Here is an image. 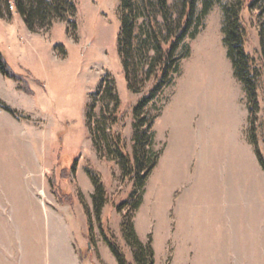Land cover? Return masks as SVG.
<instances>
[{
  "label": "rangeland",
  "instance_id": "rangeland-1",
  "mask_svg": "<svg viewBox=\"0 0 264 264\" xmlns=\"http://www.w3.org/2000/svg\"><path fill=\"white\" fill-rule=\"evenodd\" d=\"M75 1L74 25L59 21L31 32L14 11L0 17V50L34 92L26 93L20 82L0 72V103L18 113L15 117L0 106V264H118L102 229L115 238L127 264H136L122 230L130 217L139 240L151 244L155 264H264V171L251 141L255 133L264 156V60L258 32L264 17L255 9L242 13L245 49L259 72L254 132L246 92L223 42L222 6L215 4L197 36L185 39L190 53L181 61L174 84L141 112V118L153 122L151 129L146 125L142 130L148 136L155 133L153 150L160 157L142 205L132 212L140 194L137 190L130 198L135 178L125 179L112 154L96 149L93 137L98 141L100 124L107 135H120L132 154L133 109L154 84L143 86L138 59L130 72L139 92L128 89L117 49L122 0ZM169 4L177 18L180 1ZM151 12L163 30L153 0ZM146 18L138 19V25ZM183 52L181 48L178 54ZM110 79L122 100L112 127L105 125L103 115L106 105V116L111 115L109 99L94 96ZM89 172L107 190L99 219ZM209 183L217 188L214 210L208 205L212 198L206 197ZM58 193L65 203L58 201ZM122 203L127 205L119 211ZM230 208L238 210L236 231ZM214 215L224 234L208 233Z\"/></svg>",
  "mask_w": 264,
  "mask_h": 264
},
{
  "label": "trees",
  "instance_id": "trees-1",
  "mask_svg": "<svg viewBox=\"0 0 264 264\" xmlns=\"http://www.w3.org/2000/svg\"><path fill=\"white\" fill-rule=\"evenodd\" d=\"M153 1L163 20V30L159 28L157 19L151 15L152 0H122L120 5L121 29L117 49L128 89L136 93L139 92L132 85L130 72L134 60L137 62L138 59L141 61L140 71L143 76V86L148 81H152L154 84L147 96L143 97L133 109L135 116L133 125V153L129 154L126 152L123 139L120 135H116L114 132L107 135L104 127L101 128L98 122V141L95 136L93 137L96 149L101 152L102 148H104L105 151L108 150L107 153L112 154L111 159L118 162L125 179L135 178V189L131 193L130 198H133L137 190L140 191V194L130 208L132 212L138 210L142 205L147 180L156 168L160 157V153L153 150L155 133L152 132L148 136L147 132L142 130L146 125L147 129H151L153 122L147 123L145 118H141V112L158 92H162L165 87H170L174 84L175 76L180 72L181 61L188 57L190 53L189 45L184 44L185 39L188 35L190 39H194L197 36L204 18L215 4H221L222 6L223 42L227 50V56L232 64L234 76L242 83L246 92L251 114L252 132L255 129L257 112L259 110L257 82L259 72L253 66V59L245 49L247 30L242 21V13L246 8L250 10L255 9L259 12L260 16L264 17V0H250L248 4H246L245 0H229L226 4H223V0H179L181 10L177 18L173 16L169 0ZM12 11L22 18L28 30L35 32L39 29L50 28L59 21L74 25L73 19L77 13V3L75 0H0V17L4 12L12 14ZM145 15L147 18L144 21L146 22L139 26L138 19L145 17ZM258 32L264 60V20L260 22ZM181 48L184 49V52L178 54ZM0 72L5 78L20 82V88L23 91L34 95L25 78L10 68L1 50ZM101 94H103V99H109L112 105L111 115L109 116H106V113L110 107L108 108L107 105L103 107V115H105L104 123L106 126L110 125L112 127L119 120L117 114L120 112L122 106V100L113 79L107 80L104 87L96 91L94 96ZM0 106L13 116L16 117L18 115L16 111L11 110L3 103H0ZM95 107V103L88 107L87 125L91 123L90 120L93 117L92 112ZM251 138L255 147L256 157L264 171V156L258 147L255 133ZM103 139H106V145H104L105 141ZM57 171L58 167H55L53 174H57ZM89 175L95 188L93 196L94 211L96 218L99 219L103 208L107 204V190L100 178L91 172H89ZM65 199L64 196L58 193V201L60 203H65ZM125 205L127 204L122 203L117 209L121 211ZM130 220L126 224L124 223L122 230L128 245L134 250L133 257L136 264H155L154 250L151 244H144L139 240L132 217H130ZM102 233L118 264H127L126 257L115 238L109 236L108 232L104 229H102ZM80 260L83 261L81 255Z\"/></svg>",
  "mask_w": 264,
  "mask_h": 264
},
{
  "label": "crops",
  "instance_id": "crops-1",
  "mask_svg": "<svg viewBox=\"0 0 264 264\" xmlns=\"http://www.w3.org/2000/svg\"><path fill=\"white\" fill-rule=\"evenodd\" d=\"M172 175H174L175 176V173H174V169H173V171H172ZM221 185V184H220ZM227 186V187H226ZM225 186V188L224 189H227V190H229L230 188H228V185H226ZM220 187V186H219ZM202 189L204 190V188L202 187ZM217 188H216V186H214L212 183H209V187L206 189L207 191H208V196H206L207 198H209L210 200H211V198H212V203L213 204H208V205H210L211 207H212V209L214 210V207L216 208V204L214 203L215 202V200H216V192H215V190H216ZM197 196L198 197H200L201 195L199 194H197ZM205 200V199H204ZM210 201V202H211ZM231 206V205H230ZM231 209L232 208H230L229 209V213L230 214H235V217H234V219H232V220H230V223L231 224H233L232 226V228H233V230H237V224H238V219H237V212H238V210L237 209H233L232 211H231ZM241 210V209H240ZM240 210H239V212H240ZM214 214V213H213ZM242 219V218H241ZM219 220V218L218 217H215V215H214V217H212L211 218V223H212V227H211V229L208 231V233L209 234H224V232L225 231H223V227L222 226H220V222L218 221ZM221 221V220H220ZM245 221H248V219H246ZM217 224H219V226L217 225ZM136 229V228H135ZM206 231V227H204V232ZM136 233L138 234V232H137V230H136ZM138 237H139V235H138ZM116 259V258H115Z\"/></svg>",
  "mask_w": 264,
  "mask_h": 264
},
{
  "label": "bare ground",
  "instance_id": "bare-ground-1",
  "mask_svg": "<svg viewBox=\"0 0 264 264\" xmlns=\"http://www.w3.org/2000/svg\"><path fill=\"white\" fill-rule=\"evenodd\" d=\"M207 66H208V70H206V72H207V75L209 74V72H210V68H209V65L207 64ZM212 75H214L213 73L210 75V76H212ZM216 75V74H215ZM213 79H215V78H213ZM205 88V87H204ZM209 88V87H208ZM211 88V87H210ZM208 90V89H207ZM209 91V90H208ZM211 91H212V89H211Z\"/></svg>",
  "mask_w": 264,
  "mask_h": 264
}]
</instances>
